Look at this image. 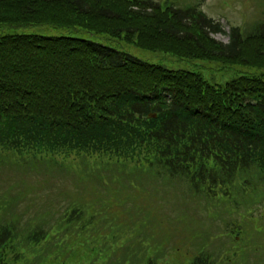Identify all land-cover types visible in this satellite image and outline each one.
<instances>
[{"label": "trees", "instance_id": "1", "mask_svg": "<svg viewBox=\"0 0 264 264\" xmlns=\"http://www.w3.org/2000/svg\"><path fill=\"white\" fill-rule=\"evenodd\" d=\"M10 6L20 19L0 23L73 35L0 36V156L57 167L105 195L93 188L77 199L75 185L61 213L37 210L24 223L5 219L3 200L0 264H111L124 235L131 251L118 264H159L177 248L153 246L154 213L171 195L185 201L172 194L178 185L201 201L209 224L196 208L191 217L188 205L179 208L178 222L190 219L204 244L174 264H264V22L229 26L222 43L212 35L223 27L180 0H0ZM131 48L203 67L224 84ZM139 175L160 190L128 206ZM165 219L173 225L172 214ZM221 238L217 253L205 251Z\"/></svg>", "mask_w": 264, "mask_h": 264}, {"label": "rangeland", "instance_id": "2", "mask_svg": "<svg viewBox=\"0 0 264 264\" xmlns=\"http://www.w3.org/2000/svg\"><path fill=\"white\" fill-rule=\"evenodd\" d=\"M152 2H159L160 0H151ZM185 3L187 6L196 7L208 17L218 22L222 27L224 33L213 35L214 39L222 43L228 41L229 26H239L245 31L251 30L257 23L264 22V0H183L181 3ZM182 5V4H181ZM20 10L14 9L10 6L9 10L0 9V20L7 22H15L20 19ZM7 34H24V35H41L48 37L58 36H72L62 29H56L48 25H5L0 23V36ZM77 36L84 38H92L88 34L81 32L77 33ZM135 57L144 60L146 62L158 65H164L171 69H188L202 73L203 76L211 78L214 81H218L219 85H223L224 82L221 78V74L211 73L205 71L203 67L199 66V69L191 63L185 61H179L168 55L160 54L157 52L146 51L143 49L131 48L128 50ZM71 157V156H70ZM64 171L57 167L49 168L42 162L22 161L18 162L12 158L11 154L5 153L0 156V204L4 203L3 200H8L10 203L6 209V217L12 218L13 216L20 217L24 223L26 219L32 216L37 210H49L52 209L55 214L61 213L64 207L67 206V200H74V186L80 189L81 194H77L75 198H87V194L92 196L91 190L96 189L101 195H105L104 191L98 184H94L93 181H88L90 190L87 186L82 184H74L75 177L73 175L64 174ZM88 180V177L85 176ZM136 178V179H135ZM135 182L139 185L137 192H132L126 195H132L128 198L127 205L132 206L143 201V198L147 194H151L157 198V191L160 190V182H156L152 177H146L139 175L135 177ZM107 187L113 189L115 185L112 181L107 184ZM79 191V192H80ZM114 193V192H113ZM172 194L184 196L185 201L182 203V197H179L174 201L171 195L166 202H163V206L154 213L156 216V231L158 240L154 242L153 246L166 243L162 250L176 247L177 252L174 257V252H168V255L164 259L159 260V264H174L176 261L183 263L184 257H192L199 249H201L204 241L195 236V231L192 229L193 225L191 220L188 219L186 224L178 222L176 216L180 213L179 208L183 205H188V217L198 210L196 216L199 218V214L204 220L205 227L209 224L206 219V212L203 208H200V200L198 204L192 201L189 197V193L185 185H178L174 188ZM19 195L23 199L19 200ZM14 197V200L11 199ZM109 201V200H108ZM255 202L257 200H254ZM253 201V202H254ZM150 204L157 206V201L154 198H150ZM264 206V205H263ZM123 206L112 208L110 212L120 213ZM13 214V215H11ZM172 214L174 216L173 225L166 223V215ZM4 216V215H3ZM164 219V224L159 226L158 221ZM202 229V228H201ZM101 230V228H100ZM163 230V231H159ZM102 232L105 231L102 229ZM123 239L118 243V252L112 258L109 263L118 264L131 251L129 246L130 237L123 236ZM224 241V238L215 240L211 243L205 251L215 254L219 251L220 243ZM128 243V244H127ZM81 249L72 253V257L81 256ZM159 253H154L157 255ZM125 264V263H124Z\"/></svg>", "mask_w": 264, "mask_h": 264}]
</instances>
